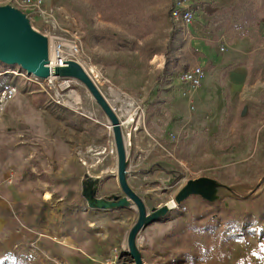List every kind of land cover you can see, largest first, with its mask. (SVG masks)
Masks as SVG:
<instances>
[{"label": "rangeland", "instance_id": "374dc122", "mask_svg": "<svg viewBox=\"0 0 264 264\" xmlns=\"http://www.w3.org/2000/svg\"><path fill=\"white\" fill-rule=\"evenodd\" d=\"M178 1L196 17L214 4L213 0H151L143 17L128 16L115 23L103 21L90 0H43L41 12L28 13L32 28L46 36L55 50L60 47L65 61L81 67L117 118L126 152V181L146 214L175 200V207H168L166 215L135 236L142 264H172L173 240L163 238L177 222L187 220L188 212L196 214L209 204L234 214L251 212L256 199L264 196V38L252 25L247 29L250 41L237 47L250 51L247 58L234 59L221 69L206 65L207 74L215 75L222 87L224 101V89L228 91V112L227 102L219 109L212 101L181 107L179 96L195 88L187 87L180 74L199 65L201 55L192 48L188 30L173 21ZM263 1L246 0L232 16ZM3 6L17 8L10 0H0ZM239 32L226 33L225 43L217 32L207 44L216 45L220 55L221 46L224 50L237 46ZM73 45L77 53L72 52ZM162 52L170 60L167 69L155 63ZM241 66L248 70L246 82L229 91L226 78ZM19 69L0 63V89L16 87L11 101L22 95L36 111V122L27 123L19 133L29 138L32 152L31 193L37 195V226L43 228L38 237L69 254L52 259L40 248L14 246L10 237L0 238V264L14 254L39 264H135L128 251L129 233L138 220L135 204L94 209L83 196V188L104 200L125 196L118 182L111 121L79 79L54 76L47 86L28 80ZM127 101L132 102L131 109L126 108ZM126 114L132 121L123 123ZM216 116L212 127L207 120ZM187 186L194 194L178 202L176 196ZM53 229H60V235ZM263 231L264 223L258 219L244 242L228 254L227 248L222 250L225 264H264ZM64 234L74 242L63 245Z\"/></svg>", "mask_w": 264, "mask_h": 264}, {"label": "crops", "instance_id": "0c3cea01", "mask_svg": "<svg viewBox=\"0 0 264 264\" xmlns=\"http://www.w3.org/2000/svg\"><path fill=\"white\" fill-rule=\"evenodd\" d=\"M213 1V9L210 11L200 10L201 14L198 17L195 14L193 25L187 29V33L190 34L192 48L201 55L199 58L201 62L197 66H202L204 70L207 63L212 66L216 64L219 69L226 68L233 63L234 59L247 58L250 52L248 51L247 53L245 48H237L240 44H246L250 41L248 34L241 37L235 35V37H238L234 40L235 43L237 41V46L228 47L226 50L221 46L223 53L220 55H218L216 45L207 44V41L213 39L217 32L219 33V41L225 43L226 33L236 23V15H233L234 19L232 16L233 9L239 4L246 5L244 3L246 0ZM261 4L258 5L256 3L248 7H257ZM245 8L243 7L241 13ZM229 9L231 10L229 14H223L224 11ZM255 24L253 25L256 26V34L264 38V16ZM200 28L205 29L201 31L202 29ZM199 33L200 37H195ZM182 39H186L184 35ZM155 63L158 68L164 66L165 56L163 54L156 55ZM247 76L248 70L244 66L235 68L225 81L229 91L235 92L240 88L241 84L246 82ZM225 91L228 92L224 89ZM222 93V87L219 85L216 76L207 74L205 70V77L201 85L188 91L185 95L179 96V106L185 108L190 103L198 105L200 102L203 105L212 101L216 108H224L226 101H224ZM21 96L11 101L7 107L8 110H6L4 115L0 116V238H3V241H8L7 238L10 237V241L13 240L14 246H34L35 248H40V251L46 252L52 259H58L63 257V255H68L69 252L64 247L54 244L49 246V241L38 237V232L43 228L37 226L38 200L37 195L31 193L33 185L30 182L29 173L33 169L32 152L27 142L29 138L23 137L21 132L19 133L21 128L25 127L27 123L36 122L37 119L33 117L36 114L33 102ZM27 113H33L34 115H28ZM215 121H217V116L212 121L207 120L209 124H213L212 127L215 126ZM191 123L189 122L190 125ZM140 156L142 157V155ZM52 231L55 235H60V229H53ZM66 235L62 236V244L69 245L73 243L72 237Z\"/></svg>", "mask_w": 264, "mask_h": 264}, {"label": "trees", "instance_id": "16d2710c", "mask_svg": "<svg viewBox=\"0 0 264 264\" xmlns=\"http://www.w3.org/2000/svg\"><path fill=\"white\" fill-rule=\"evenodd\" d=\"M101 19L105 22L115 23L128 16L143 17L151 0H90ZM264 1L257 7H246L242 13L236 14V23L231 30H240L237 36L247 35V28L258 23L264 16ZM230 9L223 12L229 14ZM142 35L140 36V38ZM164 69H167L170 60L166 52ZM228 92L225 99L228 101ZM229 105L227 102V112ZM185 222H177L164 236L163 241H172L175 254L172 264H225L229 250L237 243L245 241L247 232L254 233V226L260 219L264 223V196L255 201L254 211L234 214L224 208L208 205L207 208L198 210L196 214L188 212ZM264 232V231H263ZM227 248L226 254L223 249ZM13 258L5 257L3 264H39L38 261H27L18 254ZM43 264H52L43 261Z\"/></svg>", "mask_w": 264, "mask_h": 264}, {"label": "water", "instance_id": "95a60500", "mask_svg": "<svg viewBox=\"0 0 264 264\" xmlns=\"http://www.w3.org/2000/svg\"><path fill=\"white\" fill-rule=\"evenodd\" d=\"M0 63L8 66L17 65L26 73L41 80L50 76H73L86 85L92 96L103 108L113 126L118 157V182L125 196L113 197L111 200L99 199L94 197V191L86 190V188H83V196L86 198L88 206L94 209L108 210L126 207L131 202L135 204L138 209V220L129 233L128 251L135 264H142L135 247L134 238L145 225L166 215L168 207L152 209L151 214L147 215L142 200L129 188L126 181V152L119 123L97 88L81 67L72 60H67L64 62V66H56L51 70L49 68L47 37L32 28L25 13L11 6L0 7ZM192 194H194L193 188L187 186L178 193L176 200L182 202Z\"/></svg>", "mask_w": 264, "mask_h": 264}, {"label": "built area", "instance_id": "2783aa9c", "mask_svg": "<svg viewBox=\"0 0 264 264\" xmlns=\"http://www.w3.org/2000/svg\"><path fill=\"white\" fill-rule=\"evenodd\" d=\"M13 6L20 9L23 13L26 14L28 18L29 12H41L43 9V0H10ZM172 18L176 25H180L185 27L186 29H189L191 25H193L195 20V12L188 6L181 3V1H178L175 3V6L172 10ZM73 53L78 52V48L76 45H73L71 47ZM223 51V49L221 48ZM56 60L58 66H62V64L65 62V57L62 55V50L60 47H58L56 50ZM72 53V54H73ZM50 60H49V66H50ZM57 65H52V70ZM51 68V67H50ZM19 74L23 76L25 74L28 78V80L35 82L37 84H45L47 86H50L52 83V80L55 78H51L52 76L48 77L47 79L41 80L37 77H35L32 74L26 73L24 70L19 69ZM205 77V70L202 66H195L189 69H186L180 74V80L186 84L187 87L190 88H197L201 85L202 80ZM17 88L13 86H9L8 88H2L0 89V114H2L7 106V104L14 99V97L17 94Z\"/></svg>", "mask_w": 264, "mask_h": 264}, {"label": "bare ground", "instance_id": "6f19581e", "mask_svg": "<svg viewBox=\"0 0 264 264\" xmlns=\"http://www.w3.org/2000/svg\"><path fill=\"white\" fill-rule=\"evenodd\" d=\"M48 52H49V60H50V66H49V68L52 70V65H57L58 66V64H57V60H56V51H55V48L53 47V43L52 42H48ZM62 66H64V64H62ZM94 73V72H93ZM96 75V74H95ZM97 76V75H96ZM51 78H53V76L51 77ZM116 95V97L119 99V94H115ZM133 104H132V102L131 101H127L126 103H125V106H126V108L128 109V107L130 108L131 106H132ZM126 109V110H127ZM131 109V108H130ZM128 111V110H127ZM126 112V111H125ZM126 120H125V122H123V123H127V122H130V121H132V118H131V115H127L126 114ZM50 198V196H49V194H47V196H46V199H49ZM176 206V203H175V200L174 201H171L170 203H169V205H168V207H175Z\"/></svg>", "mask_w": 264, "mask_h": 264}]
</instances>
